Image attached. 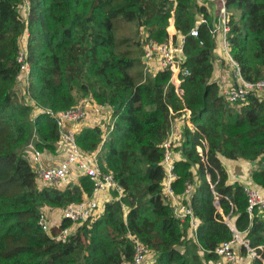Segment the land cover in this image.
Returning <instances> with one entry per match:
<instances>
[{
	"label": "trees",
	"instance_id": "1",
	"mask_svg": "<svg viewBox=\"0 0 264 264\" xmlns=\"http://www.w3.org/2000/svg\"><path fill=\"white\" fill-rule=\"evenodd\" d=\"M23 2L0 0V264H124L135 254L131 237L155 253L150 264H220L217 247L235 237L221 212L264 258L259 250L264 246V213L250 217L244 186L228 184L221 160L259 161L252 180L264 189V99L250 97L232 106L221 96L213 80L212 30L218 17L198 0H29L25 19ZM226 4L230 55L246 82L264 80V0ZM173 12L175 39L184 38L181 68L189 73L180 77L183 101L170 83V70L151 74L142 58L149 40L163 44L170 39ZM121 23L135 28V37L118 38ZM194 29L197 37L191 35ZM26 35V99L55 112L77 107L82 98L90 106L114 108V129L101 150L99 167L113 175L123 196L111 190L103 214L80 225L66 242L39 225L41 208L63 209L91 196L94 188L82 176L64 188L41 189L23 154L31 142L40 152L55 153L60 139L55 119L47 114L33 119L32 108L14 94ZM184 107L209 148L205 165L188 127L182 145L172 148L182 156L175 165V195L193 185L190 202L199 220L194 239L189 238V222L174 217L164 194V143L172 113L182 116ZM102 136L98 127L81 128L76 140L81 150L95 151ZM72 225L63 220L59 230ZM52 232L56 236L58 229Z\"/></svg>",
	"mask_w": 264,
	"mask_h": 264
},
{
	"label": "built area",
	"instance_id": "2",
	"mask_svg": "<svg viewBox=\"0 0 264 264\" xmlns=\"http://www.w3.org/2000/svg\"><path fill=\"white\" fill-rule=\"evenodd\" d=\"M215 1L219 5V15L218 23L213 27L212 33L216 39H224L225 44L228 46L227 34L230 28L228 26L229 15L226 0ZM21 6L24 8V13H27L29 0H24ZM201 22L205 21L202 20ZM171 28L175 29L173 33L170 32ZM168 32L170 39L163 44L149 40L142 51V58L151 74H156L162 70H170L172 73L170 83L174 87L178 97L183 101L184 90L180 77L181 75L185 76L189 73L181 68L184 38L180 37L177 39L178 42L175 41L178 33L175 28L174 12L170 20ZM191 35L197 37V30H192ZM229 58V65L234 70V76L237 82L227 84L218 82L221 96L232 106L245 104L250 97L264 99V80L262 79L254 83L246 82L241 76L238 63L232 59L230 51ZM18 61L21 65V72L17 77V81L18 78H23L21 84L24 85L30 74V66L27 61V35L24 38L23 46L21 45ZM153 63L156 66L151 67ZM180 112H182V121L187 124L193 137L198 142L197 152L203 163L207 165L209 148L206 138L202 134H199L197 128L192 123L191 111L184 107ZM38 114H47L56 120L60 139L56 143L57 150L55 153L59 152L63 155L58 165L52 164L50 166H44L42 163L44 153L36 148L35 143L31 142L26 147L23 154L36 174L39 188H64L72 184L74 182L72 181L73 179L79 180L82 176L88 177L93 183L94 190L91 196H86L83 201L71 203L67 207L59 210L63 220H70L72 222L73 225L71 227L59 230L62 222L57 225L53 224L50 215L52 209L41 208L40 210L39 225L42 229L46 233L51 234L52 238L57 241L66 242L78 226L88 220H96L103 214L105 205L109 201L108 194L111 190L118 192L120 197L123 196L124 190L116 182L113 175L103 173L99 167L101 150L114 129L116 120L114 119V108L109 104H93L90 106L89 100L85 99L77 107L67 111L55 112L48 109H41ZM172 114L175 118L173 119L168 139L164 143L166 149L163 160L165 172L164 194L171 201L174 217L181 223L189 222L190 233L194 237L199 227V220L196 218L190 202L193 185L192 183H188L184 194L180 196L175 195L173 190V183L178 178L175 173V165L178 161L182 160V156L180 153L173 151L172 148H177L182 145L184 134L181 135L182 132L177 122H175L177 113ZM80 123L84 124L82 128L98 127L102 130L103 140L97 150L87 152L79 148L76 135L78 130L81 129H77V124ZM85 123L89 125L86 126ZM62 185L64 186L61 187ZM242 185L247 196L250 217L253 218L256 212L264 213V189L255 184L252 179L244 182ZM54 228L58 229L56 236H53L52 231ZM234 235L233 240L222 243L215 251L220 257V264H252V261L255 259L264 261V258L258 253L257 249L251 248L249 241L242 237L239 232L236 231ZM131 238L134 242L135 254L131 261L125 262L124 264H150V262H153L156 258L155 253L140 240L135 237ZM259 250L264 251V246H260Z\"/></svg>",
	"mask_w": 264,
	"mask_h": 264
},
{
	"label": "crops",
	"instance_id": "3",
	"mask_svg": "<svg viewBox=\"0 0 264 264\" xmlns=\"http://www.w3.org/2000/svg\"><path fill=\"white\" fill-rule=\"evenodd\" d=\"M200 4L206 5L210 14L212 16L219 15V5L215 0H198ZM175 30V29H174ZM180 38V37H179ZM215 63H214V74L213 80L216 82H224V83H234L237 82L234 76V70L230 67L229 62V47L225 44L224 39L219 38L216 39V50H215ZM156 66L155 63L152 64L151 67ZM151 69V68H150ZM177 122L182 134H184V130L187 127V124L182 121L181 116H178L175 120ZM83 123L77 124V129L83 127ZM73 126V125H72ZM69 126V127H72ZM46 154V165H58L63 155L59 152L57 153H44ZM223 166L227 169L230 178L228 180V184L233 185L236 182L243 184L244 182L250 181L252 179V173L256 170L259 166V161H247L244 159L239 160H228L224 157L221 158ZM43 163V162H42ZM242 173V174H237ZM76 176V174H74ZM240 178V180H238ZM73 183H77V179H73ZM60 209H52L50 212L51 220L53 221L54 225H57L63 221ZM59 216V218L57 217ZM79 227V226H78ZM75 229V231L78 229ZM189 238L194 239L192 233H189Z\"/></svg>",
	"mask_w": 264,
	"mask_h": 264
},
{
	"label": "rangeland",
	"instance_id": "4",
	"mask_svg": "<svg viewBox=\"0 0 264 264\" xmlns=\"http://www.w3.org/2000/svg\"><path fill=\"white\" fill-rule=\"evenodd\" d=\"M25 2H27V1H25ZM20 11H22V15H23V18H27V14L26 13H24V8H23V6H21L20 7ZM143 31V29H141V32ZM135 33V28H132L130 25H127V24H120L119 25V27H118V29H117V37L118 38H121V37H135V35L136 34H134ZM142 36V35H141ZM24 38L25 37H22L21 38V45L23 46V41H24ZM144 40H145V38H144V36H143V38L141 39V42L142 43H144ZM176 42H178V40H175ZM23 79V78H22ZM22 79L21 78H18V81H17V87H15V90H14V94L19 98V101L20 102H24V104L26 103V105L27 106H29L30 108H32V118L34 119V117H33V115H35V114H38L39 112H40V110L42 109V108H38L39 106L34 102V101H32L31 99H26L25 98V94H26V89L24 88V85H22L21 83H22ZM17 98V99H18ZM25 98V99H24ZM85 98H82L81 100H84ZM80 100V101H81ZM180 116V115H179ZM36 117V116H35ZM178 117V116H177ZM176 117V118H177ZM93 124H95V123H93ZM85 125L86 126H88L89 124L88 123H85ZM91 125H92V123H91ZM181 135H182V133H181ZM34 140H38V137L37 136H35V138H34ZM182 143H183V141H182ZM46 158H47V156H46V154H43V160H42V162H43V164L44 163H47L45 160H46ZM44 165H46V164H44ZM227 170V169H226ZM228 173V172H227ZM237 174H242V173H237ZM228 177L230 178V176H229V174H228ZM238 180H240V178L238 179ZM230 185V184H229ZM64 185H62L61 187H63ZM221 215H223V217L226 219L227 218V216L224 214V213H220ZM58 218H59V216H57ZM226 222L228 221L227 219L225 220ZM228 222H230V224H232V221H230V219H229V221ZM239 250L241 251V249L239 248Z\"/></svg>",
	"mask_w": 264,
	"mask_h": 264
},
{
	"label": "water",
	"instance_id": "5",
	"mask_svg": "<svg viewBox=\"0 0 264 264\" xmlns=\"http://www.w3.org/2000/svg\"><path fill=\"white\" fill-rule=\"evenodd\" d=\"M115 109L118 110L119 107H116ZM207 177H208V179H210V175H209V174L207 175ZM215 205H216L217 208H219L220 203H219L218 199L215 201ZM226 219L229 221V217H227ZM226 219H225V220H226ZM228 221H227L228 226H229V227L234 231V233H235L236 231H235V229L233 228V225L230 224V222H228ZM49 235L52 236L51 234H49ZM242 241H243V239H242Z\"/></svg>",
	"mask_w": 264,
	"mask_h": 264
}]
</instances>
